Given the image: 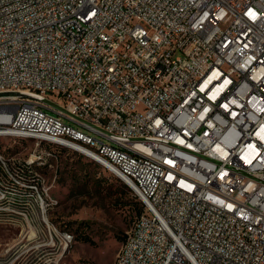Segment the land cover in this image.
<instances>
[{
  "label": "built area",
  "instance_id": "2783aa9c",
  "mask_svg": "<svg viewBox=\"0 0 264 264\" xmlns=\"http://www.w3.org/2000/svg\"><path fill=\"white\" fill-rule=\"evenodd\" d=\"M10 126L112 164L141 200L113 264H264V0H0ZM16 161L44 162L0 160V223L40 221L58 252L74 235L45 177L11 182Z\"/></svg>",
  "mask_w": 264,
  "mask_h": 264
},
{
  "label": "rangeland",
  "instance_id": "374dc122",
  "mask_svg": "<svg viewBox=\"0 0 264 264\" xmlns=\"http://www.w3.org/2000/svg\"><path fill=\"white\" fill-rule=\"evenodd\" d=\"M12 138L0 137V152L10 158L12 154L43 157L44 162L35 163L27 179L46 178L53 205H57L49 211V218L59 231L73 234L74 241L66 247L62 239L56 252L47 233L35 234L32 226L41 228L40 221H35L32 229L22 222L0 223V264L116 262L125 235L141 216L137 214L141 200L124 187V181L84 154L28 138ZM50 152L56 157L49 156Z\"/></svg>",
  "mask_w": 264,
  "mask_h": 264
},
{
  "label": "bare ground",
  "instance_id": "6f19581e",
  "mask_svg": "<svg viewBox=\"0 0 264 264\" xmlns=\"http://www.w3.org/2000/svg\"><path fill=\"white\" fill-rule=\"evenodd\" d=\"M13 134H20V126H10L9 131L0 130V137L12 138ZM19 138L31 139V134L30 132H23L22 134L19 135ZM73 145H80V148H89V154L91 157H98L104 159L112 158V151L110 149L89 147V141H80V138H73ZM64 148L72 149V144H65ZM0 160L13 161V158H10L9 156H6L5 154L0 152ZM97 163H99L100 165L108 169L110 172L117 175V168H113L112 164H103V162H97ZM34 164L35 163L28 165L22 161H16V164H12L13 173H11V182L13 184L29 185L30 182L28 181L27 177L32 174ZM2 173L10 174V166H2ZM140 223H141V216L136 220L134 226H139ZM127 239H129V234L127 236ZM64 240L66 243V247H68L69 242H71V240L69 239H64ZM120 258H121V253L118 255L116 262H119Z\"/></svg>",
  "mask_w": 264,
  "mask_h": 264
},
{
  "label": "trees",
  "instance_id": "16d2710c",
  "mask_svg": "<svg viewBox=\"0 0 264 264\" xmlns=\"http://www.w3.org/2000/svg\"><path fill=\"white\" fill-rule=\"evenodd\" d=\"M8 153H10V152H8ZM10 154H12V153H10ZM12 155H14V154H12ZM124 187H125V188H128V186H127L126 184H124ZM98 189H99L100 191L103 189V187H102L101 184L98 186ZM143 211H144V205H143V203L141 202V207H140V209H139L138 212H137L138 216H139ZM126 238H127V235H125L124 240H125ZM84 240L87 241V242L90 241L88 237H87V238L85 237Z\"/></svg>",
  "mask_w": 264,
  "mask_h": 264
}]
</instances>
